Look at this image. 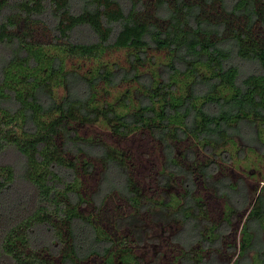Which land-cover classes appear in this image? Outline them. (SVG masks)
<instances>
[{
    "label": "trees",
    "instance_id": "obj_1",
    "mask_svg": "<svg viewBox=\"0 0 264 264\" xmlns=\"http://www.w3.org/2000/svg\"><path fill=\"white\" fill-rule=\"evenodd\" d=\"M248 153L264 0H0V264H143L146 231L161 264H264Z\"/></svg>",
    "mask_w": 264,
    "mask_h": 264
},
{
    "label": "rangeland",
    "instance_id": "obj_2",
    "mask_svg": "<svg viewBox=\"0 0 264 264\" xmlns=\"http://www.w3.org/2000/svg\"><path fill=\"white\" fill-rule=\"evenodd\" d=\"M104 134V132H103ZM114 142V141H112ZM123 144L126 145L131 150L134 154L135 158V165L136 169L138 170V173H143L144 178L143 183L147 181L145 177L148 180H152V175L148 174V168L152 166L156 160V147L145 137L142 135H138L134 137L133 139L128 138V140H125L122 142ZM255 157L252 155V153H248V162L245 164L247 168H242L240 171L242 172H254L255 176H252L251 178H247V182L249 183V192L251 193L254 186L258 183V178L260 177V171H262V175H264V163L263 162H254L252 163L251 160L254 159ZM148 174V175H147ZM147 175V176H146ZM149 182V181H148ZM262 183H259V186H261ZM151 185V183H149ZM260 188V187H259ZM259 189L257 190L256 193H258ZM206 193V200L210 204V208L213 210L215 208H218V201L214 199L209 192ZM255 193V194H256ZM214 202V203H213ZM127 225V224H126ZM125 226V225H124ZM128 226V225H127ZM125 226L127 229L128 227ZM143 229V228H142ZM157 236L152 234L151 232H145L144 235L142 236L141 239V250L140 254H142V261L143 264H161V259L160 256L158 255L160 251V243L159 241L155 240ZM264 239V236H263ZM218 257V256H217ZM220 260V264H223V260H221L222 257H218Z\"/></svg>",
    "mask_w": 264,
    "mask_h": 264
}]
</instances>
